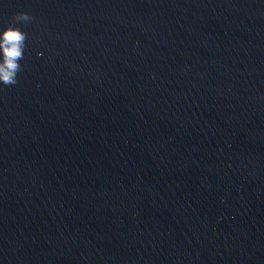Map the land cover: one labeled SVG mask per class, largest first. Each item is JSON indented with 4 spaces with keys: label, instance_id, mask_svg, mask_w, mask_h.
<instances>
[{
    "label": "water",
    "instance_id": "obj_1",
    "mask_svg": "<svg viewBox=\"0 0 264 264\" xmlns=\"http://www.w3.org/2000/svg\"><path fill=\"white\" fill-rule=\"evenodd\" d=\"M17 12L0 264H264V0H0V30Z\"/></svg>",
    "mask_w": 264,
    "mask_h": 264
},
{
    "label": "clouds",
    "instance_id": "obj_2",
    "mask_svg": "<svg viewBox=\"0 0 264 264\" xmlns=\"http://www.w3.org/2000/svg\"><path fill=\"white\" fill-rule=\"evenodd\" d=\"M32 20L29 13L17 12L11 17L9 25L0 30V84L5 87L17 85L18 74L23 71L20 61L24 59L28 35L16 25Z\"/></svg>",
    "mask_w": 264,
    "mask_h": 264
}]
</instances>
